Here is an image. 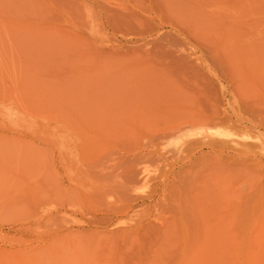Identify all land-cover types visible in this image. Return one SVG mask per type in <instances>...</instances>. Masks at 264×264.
Wrapping results in <instances>:
<instances>
[{
	"label": "rangeland",
	"instance_id": "rangeland-1",
	"mask_svg": "<svg viewBox=\"0 0 264 264\" xmlns=\"http://www.w3.org/2000/svg\"><path fill=\"white\" fill-rule=\"evenodd\" d=\"M0 264H264V0H0Z\"/></svg>",
	"mask_w": 264,
	"mask_h": 264
}]
</instances>
